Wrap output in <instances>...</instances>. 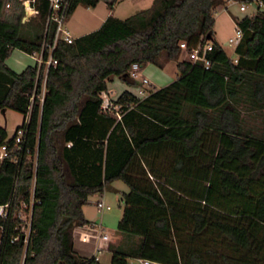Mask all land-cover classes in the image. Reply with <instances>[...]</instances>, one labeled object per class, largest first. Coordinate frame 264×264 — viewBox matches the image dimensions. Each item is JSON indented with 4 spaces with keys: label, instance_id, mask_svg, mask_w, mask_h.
I'll use <instances>...</instances> for the list:
<instances>
[{
    "label": "trees",
    "instance_id": "obj_1",
    "mask_svg": "<svg viewBox=\"0 0 264 264\" xmlns=\"http://www.w3.org/2000/svg\"><path fill=\"white\" fill-rule=\"evenodd\" d=\"M8 1L0 0V111L29 112V121L20 160L0 164V264H99L74 248L73 231L90 224L89 196L115 180L127 190L110 264H264V10L232 15L241 29L232 56L214 32L226 0H152L125 18L108 15L71 43L58 41L41 101L37 66L17 72L6 60L14 49L38 51L56 23L46 29L48 0L30 1L26 21L22 0L6 13ZM97 2L70 0L67 16ZM182 41L188 49L211 42L208 69L180 60ZM171 62L178 79L142 97L123 90L112 99L117 109L102 108L113 77L145 85L130 76L133 63ZM7 136L0 124V144ZM33 177L25 237L17 212L29 205Z\"/></svg>",
    "mask_w": 264,
    "mask_h": 264
},
{
    "label": "rangeland",
    "instance_id": "obj_2",
    "mask_svg": "<svg viewBox=\"0 0 264 264\" xmlns=\"http://www.w3.org/2000/svg\"><path fill=\"white\" fill-rule=\"evenodd\" d=\"M8 2L10 3V7L6 8V13L20 7V4L17 3L16 0H9ZM149 6L150 3L147 4L144 0H98L95 6H77L73 13L66 17L65 24L68 26L74 36H80L84 33L97 29L108 15L118 18H125L136 10L147 8ZM226 7H228V9H226ZM253 9L254 6L250 5L247 10L240 11L239 4L228 5L225 3L224 5L217 8L214 13L215 38L231 56L233 55L234 46L228 44V39L234 36L235 23L232 18V13L236 14L237 16H243L246 14H252ZM29 16L30 14L26 12L22 20L26 21ZM181 59H185V61L187 60V55L184 51L180 55V60ZM7 62L14 71L19 72L27 65L33 64L34 60L30 55L24 52L13 50L7 59ZM150 66L154 72H150L151 74L148 75L147 79H150V81L154 83V86L144 85L142 87L150 86V89H153V87L160 88L181 76L180 72L176 68L175 63L172 62L168 63L165 69H159L152 65ZM113 78L114 79L107 83L109 86V93H105L111 98L118 96L124 90L122 86L128 85L118 77ZM198 96L199 94L196 92V90H194L192 92L191 99L198 100ZM22 121L23 114L19 112L7 109L3 115L0 111V123L6 128L9 137L12 136L15 127L21 124ZM255 121L257 125H259L260 118L256 117L252 122ZM29 158L34 162L35 156H30ZM126 190L127 186L122 181L115 180L110 184L109 187L105 188L102 194H97L88 198L89 200L93 201L101 197L102 200L109 205L110 209H104L105 211L101 214L96 213V209L93 204H89L85 207L88 217H102L103 227L106 228L110 237H112L111 242L118 240L117 222L120 219L123 210V203L120 200V193ZM17 213H19L17 215H19L20 219L22 220L21 230L26 237L28 234L30 207L23 205ZM103 243H105V241H103ZM101 262L102 264H107L103 259Z\"/></svg>",
    "mask_w": 264,
    "mask_h": 264
},
{
    "label": "built area",
    "instance_id": "obj_3",
    "mask_svg": "<svg viewBox=\"0 0 264 264\" xmlns=\"http://www.w3.org/2000/svg\"><path fill=\"white\" fill-rule=\"evenodd\" d=\"M30 1L34 0H22V4L25 8V11L28 12L30 15L35 13L34 8L31 6ZM227 1H235V0H227ZM49 2V15L48 19L46 22V29L48 26V21L52 19L55 21V30L54 34L51 39L47 37V30H45L44 38L42 45L38 51H35L31 54H28L32 57L34 60V64L37 66V78L36 81L38 80V76L41 73V93L39 95L40 100H43L44 92H45V80H46V75H47V70L50 65H56L57 59L54 57V53L56 50V45L59 40H64L67 43H71L76 36H74L71 32V30L68 28V26L65 24V19L67 17V10L69 7L70 0H48ZM239 3V10L240 11H245L247 7L250 5L254 6L253 12L255 10H264V1L261 0H255L251 3H245V2H238ZM8 6V4H6ZM222 6V5H220ZM218 6L217 8H219ZM216 8V9H217ZM241 37V29L238 28L236 25L234 27V36L230 37L228 39V44L230 45H235L237 41ZM182 51H184L187 55V60L192 62V63H201L202 66L205 69H208L210 66V59L206 56L207 51L212 49V44L211 42H205L204 45L197 44L196 46L188 49L187 45L184 41L179 43ZM130 76L132 78H140L143 84L148 85L149 81L146 77H142L140 72H139V65L137 63H133L131 66L130 70ZM35 90H36V83L34 86V89L31 93L30 96V102L32 104L35 96ZM148 93L147 89H144L143 87H137L136 88V95L137 96H145ZM102 108L104 110L112 111L117 108L113 104L112 99L107 96L105 93H102ZM30 104V106H31ZM29 106V108H30ZM118 117L119 114H117ZM23 121L24 124L23 125ZM23 121L21 124L17 125L14 129V132L11 137L7 136L6 140L0 144V164L2 161L9 159L14 162H18L20 160V153L22 152L23 146L26 142V137H27V126L26 124L29 121V112L26 114V116L23 118ZM1 124V123H0ZM12 140L10 143L9 141ZM26 152H29V149H26ZM31 156V155H30ZM28 156V157H30ZM35 156L34 158V167L36 164V153L33 155ZM34 183H35V178L33 177L32 179V184L30 187V200H29V205L22 204V206H29L30 207V213H31V207L34 202V196H33V190H34ZM7 204L1 205L0 206V215H5ZM95 206L98 212H102L104 209H109V205L106 204L103 200H99L95 202ZM19 212V211H18ZM19 214V213H17ZM19 216V215H18ZM20 218V217H19ZM30 218V215H29ZM98 236L101 240L103 241H109L110 240V235L107 232L106 228L103 227L101 224L98 225ZM97 258V256H95ZM98 259V258H97ZM141 264H162L157 261H152L149 259H138Z\"/></svg>",
    "mask_w": 264,
    "mask_h": 264
},
{
    "label": "crops",
    "instance_id": "obj_4",
    "mask_svg": "<svg viewBox=\"0 0 264 264\" xmlns=\"http://www.w3.org/2000/svg\"><path fill=\"white\" fill-rule=\"evenodd\" d=\"M147 4L152 2V0H144ZM228 5H232V4H239L237 1H227L226 2ZM226 9H228V7H226ZM248 9V7H247ZM246 9V10H247ZM253 12V11H252ZM232 15H236V14H233ZM237 16V15H236ZM235 27V26H234ZM77 37V36H76ZM222 46V45H221ZM223 47V46H222ZM224 49V48H223ZM14 50H17V49H14ZM225 50V49H224ZM20 51V50H19ZM226 51V50H225ZM22 52V51H21ZM227 53V51H226ZM228 54V53H227ZM229 55V54H228ZM181 60H185V59H181ZM7 62V60H6ZM8 64V62H7ZM155 66L153 64H146L145 66H139V72L141 74L142 77H148L149 74H151L150 72H154L152 67L150 66ZM168 64L165 65L164 68H159V69H165L166 66ZM8 66H10L8 64ZM149 66V67H148ZM11 67V66H10ZM157 67V66H155ZM158 68V67H157ZM114 79V78H113ZM138 80H140V78H138ZM149 83L148 85H151V86H154V83L152 81H150V79L148 80ZM150 87V86H149ZM149 87L145 86L143 87L144 89H150ZM108 84H107V90L106 92L109 93L108 91ZM122 88L124 90H129L131 91L132 93H136V88L133 87V86H130V85H124L122 86ZM153 89H155L153 87ZM117 97V96H116ZM116 97H113L111 99H115ZM97 194H93L89 197H92V196H95ZM99 200H102L101 197H99L97 200H89L88 199V202L87 204H85L83 206V214H84V217L90 221V224H87V225H81V226H78L74 229L73 231V239H74V248L82 255H85V256H97L98 258V261H99V264H102V259L107 263V264H110V253L109 251L107 250V245H108V241H105V243H103V240H101L98 236V225L101 224L103 226V220H102V217H88L87 214H86V211H85V207L89 204H93L95 209H96V206H95V202L96 201H99ZM110 209V208H109ZM105 210H103L102 212H104ZM102 212H98L97 209H96V213H101ZM112 237H110L111 239ZM104 255V256H103ZM128 264H141V262L138 260V259H131L129 260Z\"/></svg>",
    "mask_w": 264,
    "mask_h": 264
},
{
    "label": "water",
    "instance_id": "obj_5",
    "mask_svg": "<svg viewBox=\"0 0 264 264\" xmlns=\"http://www.w3.org/2000/svg\"><path fill=\"white\" fill-rule=\"evenodd\" d=\"M5 111L4 110H1V113L3 114Z\"/></svg>",
    "mask_w": 264,
    "mask_h": 264
}]
</instances>
